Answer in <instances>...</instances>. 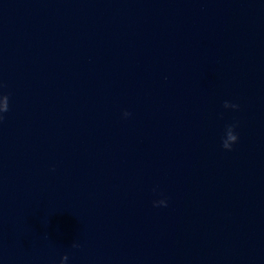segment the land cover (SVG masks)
Instances as JSON below:
<instances>
[{
	"label": "water",
	"instance_id": "95a60500",
	"mask_svg": "<svg viewBox=\"0 0 264 264\" xmlns=\"http://www.w3.org/2000/svg\"><path fill=\"white\" fill-rule=\"evenodd\" d=\"M0 84V264H264V0H0Z\"/></svg>",
	"mask_w": 264,
	"mask_h": 264
},
{
	"label": "clouds",
	"instance_id": "9594fccd",
	"mask_svg": "<svg viewBox=\"0 0 264 264\" xmlns=\"http://www.w3.org/2000/svg\"><path fill=\"white\" fill-rule=\"evenodd\" d=\"M0 87H3V85L0 84ZM8 99L9 98H8L7 95H0V113H5V112H7L9 110ZM224 107L228 108L229 107V103L225 102ZM230 107L233 108V109H238L239 105L230 104ZM130 115L131 114L129 112H127V111H125L123 113V116L125 118H127ZM2 120H3V116L0 115V121H2ZM237 126L238 125L235 124V123L226 126L225 135H224V138L222 140V146H223V148L225 150L231 151L232 150V145L235 144L238 141V135L235 132V129H236ZM153 206L154 207H156V206H164V207H166L167 206V201H166V199H160L158 201H154L153 202ZM74 246H76V245H74ZM67 259H68L67 255L63 256L62 259H61V264H64V262L67 261Z\"/></svg>",
	"mask_w": 264,
	"mask_h": 264
}]
</instances>
